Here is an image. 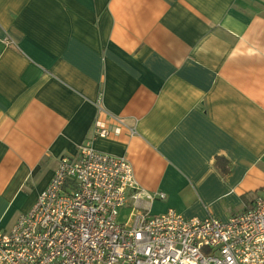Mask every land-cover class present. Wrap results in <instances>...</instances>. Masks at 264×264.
<instances>
[{"label":"crops","instance_id":"crops-1","mask_svg":"<svg viewBox=\"0 0 264 264\" xmlns=\"http://www.w3.org/2000/svg\"><path fill=\"white\" fill-rule=\"evenodd\" d=\"M100 99L126 127L99 113ZM98 120L108 139L95 137ZM87 142L166 195L151 215L227 222L253 209L264 195V0H0V231Z\"/></svg>","mask_w":264,"mask_h":264},{"label":"built area","instance_id":"built-area-1","mask_svg":"<svg viewBox=\"0 0 264 264\" xmlns=\"http://www.w3.org/2000/svg\"><path fill=\"white\" fill-rule=\"evenodd\" d=\"M96 105L126 127L101 99ZM101 123L94 135L108 139L111 131ZM78 149L77 158L61 159L32 209L0 231V264H264V195L227 222L185 219L173 209L154 216L149 205L166 195L137 186L127 158L88 142Z\"/></svg>","mask_w":264,"mask_h":264},{"label":"trees","instance_id":"trees-1","mask_svg":"<svg viewBox=\"0 0 264 264\" xmlns=\"http://www.w3.org/2000/svg\"><path fill=\"white\" fill-rule=\"evenodd\" d=\"M217 164H221L219 167L221 168L223 174L229 173V168L225 160L218 159Z\"/></svg>","mask_w":264,"mask_h":264},{"label":"rangeland","instance_id":"rangeland-1","mask_svg":"<svg viewBox=\"0 0 264 264\" xmlns=\"http://www.w3.org/2000/svg\"><path fill=\"white\" fill-rule=\"evenodd\" d=\"M119 213H120V222L124 223L126 221L127 216H128V211L126 209H123Z\"/></svg>","mask_w":264,"mask_h":264}]
</instances>
